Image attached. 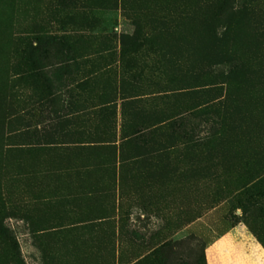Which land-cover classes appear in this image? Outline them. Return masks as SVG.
<instances>
[{"label":"rangeland","instance_id":"1","mask_svg":"<svg viewBox=\"0 0 264 264\" xmlns=\"http://www.w3.org/2000/svg\"><path fill=\"white\" fill-rule=\"evenodd\" d=\"M206 216L264 248V0H0V264H207Z\"/></svg>","mask_w":264,"mask_h":264},{"label":"crops","instance_id":"2","mask_svg":"<svg viewBox=\"0 0 264 264\" xmlns=\"http://www.w3.org/2000/svg\"><path fill=\"white\" fill-rule=\"evenodd\" d=\"M207 217L202 218L201 222L190 227L202 236L206 242L205 257L207 264H213L209 255L214 252L222 259L219 264H245L234 252L236 243L242 244V252L245 257L249 258L250 264H264V248L252 239L248 233L228 228L215 232L206 221Z\"/></svg>","mask_w":264,"mask_h":264},{"label":"trees","instance_id":"3","mask_svg":"<svg viewBox=\"0 0 264 264\" xmlns=\"http://www.w3.org/2000/svg\"><path fill=\"white\" fill-rule=\"evenodd\" d=\"M32 48V47H31Z\"/></svg>","mask_w":264,"mask_h":264}]
</instances>
